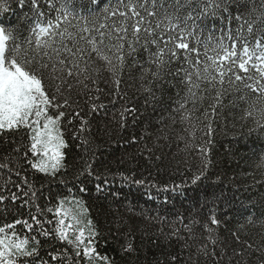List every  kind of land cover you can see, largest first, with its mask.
<instances>
[{
  "label": "trees",
  "instance_id": "obj_1",
  "mask_svg": "<svg viewBox=\"0 0 264 264\" xmlns=\"http://www.w3.org/2000/svg\"><path fill=\"white\" fill-rule=\"evenodd\" d=\"M60 3H67L69 10L79 16L96 9L91 0H59L57 6ZM0 4L8 9L0 11V25L22 28L23 35H27L26 18L31 17L28 3L20 7L19 0H0ZM106 6L101 4V10ZM232 12H237L236 7ZM221 23L227 24L217 21V25ZM142 67L148 66L128 61L120 73L119 92L110 86V73L102 71L98 87L103 91H93L92 100L87 93H73V101H78L73 108L80 111L87 125L81 133L80 118L68 115L62 121L68 147L63 149L64 166L54 178L23 165L38 190L36 203L43 212L39 215L42 224L33 232H27L23 224L16 226L21 236L30 238L29 246L38 248V255L21 257L18 264H71L74 253L54 235V211L61 201L71 214L79 213L77 201L87 208L83 218L91 219L98 233L96 255L107 257L110 264H229L234 259L233 249L246 250L245 264H264V168L258 166L264 160V127L245 118L248 102L241 99L256 94L237 91L225 82L198 92L195 104L184 102L185 89L178 81L166 76L149 85L152 77L142 80ZM142 84L152 89L155 99ZM217 90L221 92L218 103ZM93 103L97 106L94 112L90 110ZM182 114L189 120L182 121ZM68 119L73 123L68 124ZM207 125L213 130L211 137L205 135ZM209 139L210 144L206 143ZM21 142L28 143L22 133L0 137V160L15 156L12 150ZM200 146L208 149L210 163L206 171ZM200 171H204L203 176L193 184V176ZM0 176L4 174L0 172ZM4 179H0V195L6 198L0 203V226L16 219L30 220L37 214L36 207L25 204L22 194L15 203L10 199L19 179L13 175L7 185ZM210 213L220 220L219 226H213L215 248L204 239L207 233L203 226L210 223ZM186 224L192 226L195 240L188 238ZM173 226L180 230V239L165 238ZM42 229L52 234L41 235ZM127 242L135 251L123 250ZM203 245L211 255L197 253ZM53 255L56 260L51 259ZM78 259L79 264H89L86 258ZM91 264L104 262L93 256Z\"/></svg>",
  "mask_w": 264,
  "mask_h": 264
},
{
  "label": "snow or ice",
  "instance_id": "obj_2",
  "mask_svg": "<svg viewBox=\"0 0 264 264\" xmlns=\"http://www.w3.org/2000/svg\"><path fill=\"white\" fill-rule=\"evenodd\" d=\"M91 2L96 9L87 16H79L69 10L67 3L57 6L59 0H43V3L41 0H19L20 7L28 3L31 12V17L26 18L28 34L23 35L22 28L10 29L0 25V137L22 133L28 141L26 145L21 142L13 148L15 156L0 160V172L9 179L13 175L19 179L14 184L17 191L10 196L12 203L22 194L24 203L34 205L37 211L30 220L16 219L0 226V264H18L21 257L38 255V248L29 246L30 238L15 230L17 225L23 224L27 232H33L42 224L39 215L43 209L36 203L38 190L29 181L23 165L27 164L35 173L53 178L62 169L63 149L68 147L62 121L68 115L80 118L81 133L87 125L80 111L73 108V103L78 105V101H73V93L76 96L87 93L88 99L92 100L93 91H103L98 87L103 79L102 71L110 73V86L119 92L122 83L120 73L129 60L133 64L147 65L141 69L142 80L151 75L150 85L171 76L185 89L182 100H190L193 104L198 92L209 91L227 82L237 91L247 90L256 94L255 97L241 96L248 102L245 118L254 119L258 126L264 127V0H251L250 6L243 11L240 9L249 0ZM101 4L107 6L101 10ZM233 7L237 9L235 14ZM7 10L4 4H0V11ZM217 21H226L227 24L217 25ZM150 68L154 70L149 71ZM89 82L95 87H90ZM104 82L109 83L108 80ZM142 87L155 99L150 87L143 84ZM220 95L217 90V103ZM99 98L94 97L96 100ZM199 98L203 99V96ZM184 102L180 103L181 109ZM96 107L93 103L90 110L94 112ZM124 111L130 112L131 109L125 108ZM181 120L187 121L189 116L182 114ZM67 122L72 124L73 120L68 119ZM206 127L205 135L211 137V125ZM82 143L87 144L88 141L82 140ZM206 143L210 144L211 140ZM22 149L23 156L20 155ZM199 151L203 154V169L206 171L210 163L207 160L208 149L200 146ZM258 166L264 168V160ZM203 174L204 171H200L194 175L192 183L196 184ZM9 179H4L5 185ZM5 199L0 195V203ZM76 207L79 213L71 214L61 201L55 209V238L71 248L74 253L71 264H79L78 258H86L91 264L93 256L104 264H110L107 257L96 255L94 243L98 233L93 221L83 218L87 208L79 201ZM48 211L53 212V209ZM208 220L210 223L203 226L207 233L204 239L215 248L217 237L213 226H219L220 220L211 213ZM195 223L193 220L192 224ZM185 229L189 232L188 238L195 240L192 226L186 224ZM51 234L41 230V235ZM233 235L238 238V234ZM172 236L180 239V230L174 226L165 238ZM248 248L252 246L249 244ZM123 250L130 253L135 248L127 242ZM196 251L211 255L207 245L198 247ZM232 251L234 259L229 264H245L246 250ZM51 259L56 260L57 257L53 255Z\"/></svg>",
  "mask_w": 264,
  "mask_h": 264
}]
</instances>
